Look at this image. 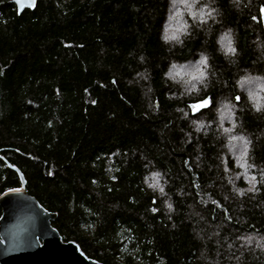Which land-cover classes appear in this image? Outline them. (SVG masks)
<instances>
[{"label":"trees","instance_id":"obj_1","mask_svg":"<svg viewBox=\"0 0 264 264\" xmlns=\"http://www.w3.org/2000/svg\"><path fill=\"white\" fill-rule=\"evenodd\" d=\"M174 2L0 0V196L6 159L104 264H264V0L190 2L165 39ZM202 57L201 81L171 75Z\"/></svg>","mask_w":264,"mask_h":264},{"label":"water","instance_id":"obj_2","mask_svg":"<svg viewBox=\"0 0 264 264\" xmlns=\"http://www.w3.org/2000/svg\"><path fill=\"white\" fill-rule=\"evenodd\" d=\"M19 13L34 8L36 0H12ZM264 28V13L261 14ZM21 187L0 196V264H104L88 257L75 241H64L52 225L58 214L46 209L26 190V179L16 165Z\"/></svg>","mask_w":264,"mask_h":264},{"label":"rangeland","instance_id":"obj_3","mask_svg":"<svg viewBox=\"0 0 264 264\" xmlns=\"http://www.w3.org/2000/svg\"><path fill=\"white\" fill-rule=\"evenodd\" d=\"M190 2H194V0H175L173 3L171 13L169 15L168 21H167V26L165 30V36L174 38L177 37L179 32L182 30L183 26V19H182V13L188 11L190 8L189 4ZM229 47V46H228ZM201 63H189V64H184L179 67H176L175 69L172 70L171 75L174 77V79H177L184 84H191L194 85L196 82L199 80L201 81L202 76L201 73H203V70L201 69ZM194 87V86H193ZM257 88V87H256ZM248 89H255L249 88ZM225 111V110H224ZM223 111V112H224ZM226 115V114H225ZM245 146L243 144L237 146L234 149V155L237 158V156H240L242 158L238 159V164L244 166V153H245ZM245 177H247V180L251 183V175H247L246 173H243Z\"/></svg>","mask_w":264,"mask_h":264},{"label":"snow or ice","instance_id":"obj_4","mask_svg":"<svg viewBox=\"0 0 264 264\" xmlns=\"http://www.w3.org/2000/svg\"><path fill=\"white\" fill-rule=\"evenodd\" d=\"M17 2H19V0H17ZM194 2H198V0H194ZM201 7L202 8H209L210 5L207 4V3H204V4L201 5ZM260 12L261 13H264V6H261ZM203 14L205 16H210L211 15V11L206 12V13H203ZM252 19L253 20H256L257 17L254 16V17H252ZM201 22L203 23L204 21H201ZM168 38L169 37H167V36L165 37V39H168ZM229 51L234 52L235 49H229ZM200 63L201 64H205V66H206V58H203L202 57ZM173 67H175V66H173ZM202 75H203V73H201V76ZM235 100L239 101L240 100V97L239 96H236L235 97ZM92 103L94 104V103H96V101H92ZM212 104H213L212 98L209 97V96H207V95H205L203 97L194 98L191 103H188L186 105V107L189 109V111L192 113L193 116H196L197 113H199V114L202 115L205 110H209L210 107L212 106ZM254 107L257 108V111L260 110V106L259 105H254ZM224 131L225 132H229L230 129H224ZM233 139H235V137H233ZM246 147H247V144H245V148ZM260 175H261V178H262L260 182L261 183H264V170H261ZM255 182H256V177L255 176H252L251 177V188L249 189V191H253V190L256 189V183ZM93 183H95V181H93ZM159 191H160L161 194L164 193L163 188H160ZM153 203H155V201H153ZM169 208H171V205H169ZM151 211L153 213H155L157 211V209L155 207H153L151 209Z\"/></svg>","mask_w":264,"mask_h":264},{"label":"flooded vegetation","instance_id":"obj_5","mask_svg":"<svg viewBox=\"0 0 264 264\" xmlns=\"http://www.w3.org/2000/svg\"><path fill=\"white\" fill-rule=\"evenodd\" d=\"M1 208V207H0ZM1 214H2V209H1ZM1 214H0V216H1ZM63 239V238H62ZM64 240V239H63ZM64 241H66V240H64ZM68 241H72V240H68ZM68 241H66V242H68Z\"/></svg>","mask_w":264,"mask_h":264}]
</instances>
